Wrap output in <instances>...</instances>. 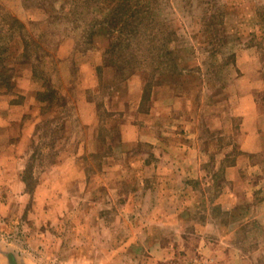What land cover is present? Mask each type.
Segmentation results:
<instances>
[{"label": "rangeland", "instance_id": "obj_1", "mask_svg": "<svg viewBox=\"0 0 264 264\" xmlns=\"http://www.w3.org/2000/svg\"><path fill=\"white\" fill-rule=\"evenodd\" d=\"M136 1L0 0L8 264H264V0Z\"/></svg>", "mask_w": 264, "mask_h": 264}, {"label": "trees", "instance_id": "obj_2", "mask_svg": "<svg viewBox=\"0 0 264 264\" xmlns=\"http://www.w3.org/2000/svg\"><path fill=\"white\" fill-rule=\"evenodd\" d=\"M91 0H73V4L75 5V7L77 6L78 8H81L84 11H90L91 10ZM124 4V1L121 3V5ZM128 5V4H127ZM132 6V5H131ZM144 6V3L142 0L140 1H136L132 7L133 11L136 12H140V9Z\"/></svg>", "mask_w": 264, "mask_h": 264}, {"label": "crops", "instance_id": "obj_3", "mask_svg": "<svg viewBox=\"0 0 264 264\" xmlns=\"http://www.w3.org/2000/svg\"><path fill=\"white\" fill-rule=\"evenodd\" d=\"M154 260H155V259H153V262H154ZM0 264H8L6 258L1 257V258H0ZM19 264H20V263H19Z\"/></svg>", "mask_w": 264, "mask_h": 264}, {"label": "built area", "instance_id": "obj_4", "mask_svg": "<svg viewBox=\"0 0 264 264\" xmlns=\"http://www.w3.org/2000/svg\"><path fill=\"white\" fill-rule=\"evenodd\" d=\"M195 264H197V263H195ZM200 264V263H199Z\"/></svg>", "mask_w": 264, "mask_h": 264}]
</instances>
